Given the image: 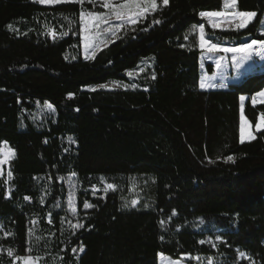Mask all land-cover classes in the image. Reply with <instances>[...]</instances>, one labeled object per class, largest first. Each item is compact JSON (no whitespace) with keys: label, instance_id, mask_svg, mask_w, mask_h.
I'll return each instance as SVG.
<instances>
[{"label":"trees","instance_id":"obj_1","mask_svg":"<svg viewBox=\"0 0 264 264\" xmlns=\"http://www.w3.org/2000/svg\"><path fill=\"white\" fill-rule=\"evenodd\" d=\"M101 9L0 0V148L6 142L14 152L0 167V264L27 255L39 264H159L162 255L264 264V131L240 142V97L249 98L244 115L255 127L264 103L250 100L264 91V71L202 90V51L189 35L204 25L217 44L264 41V0H237L238 11L257 16L229 31L199 16L222 11L223 0H159L89 59H67L78 30L58 41L45 34L46 24ZM146 60L152 66L133 87H100L131 84L127 74ZM46 105L57 117L38 129L31 116ZM70 177L83 227L63 224Z\"/></svg>","mask_w":264,"mask_h":264},{"label":"rangeland","instance_id":"obj_2","mask_svg":"<svg viewBox=\"0 0 264 264\" xmlns=\"http://www.w3.org/2000/svg\"><path fill=\"white\" fill-rule=\"evenodd\" d=\"M160 1H162V0H160ZM32 2H33V0H32ZM85 2L91 3V4L97 3L101 8H103L99 12H93V13L110 15V9H106L105 7H103V4L104 3H111L113 6H115V5L123 2V0H84L83 3H85ZM72 3H80V2H79V0H62L61 3H56V4H42V3H37V4H39L40 6H44V7H54V6L64 5V4H72ZM158 3H159V0H157V4ZM224 3H225V0H223V10L221 12H225L226 14H232V13L238 11L237 7L235 9H232V8L225 9ZM142 6H143V0H142ZM87 13L88 12L86 11L85 12V20H87ZM141 18H139V19H141ZM203 19L212 28V26H211L212 21H209V19L206 17ZM229 19H231V15H226L225 17H220V18H213V21L220 25L218 28H215V29L216 30H222V31L236 30L234 28V24L227 23V21ZM83 23L84 22H82L81 19L79 18L78 21H73L70 19L69 20H63L62 24L57 23V26L52 25V24H50V25L46 24L45 25V30H44L45 34L47 37H49L53 41H58V40H62L64 38H67L69 35L73 34L75 31L78 30V33H79V36L81 39L80 45L74 46L69 51V53L67 55V59L69 61H76L79 58L89 59V58L94 56V55H92L93 49L90 48L88 50V55L86 58L85 47H84L85 35H89V36L93 37L92 43L94 45H96V47L94 48V52L97 53L98 51L107 47L109 44H111L113 41H115L116 36L120 33L122 27L124 26V24H123V26L120 27L119 30L115 32V35H112L111 31H103L102 32L100 30V29H107L109 27L108 25H105V24H102L100 26V29H96L95 27L90 26L91 27L90 32L85 33L83 31ZM110 23L111 24H119L120 22L115 21L114 17H112V18H110ZM251 23H249L248 26ZM246 28H244V29H246ZM212 29H214V28H212ZM244 29H240V30H244ZM262 32H264V17H263V21H262V24L260 27V34ZM189 35L195 36L199 41L198 27H196L195 29H194V27L191 28L189 31ZM206 38H207V36H206ZM250 42H251V40L249 38H245L243 40L242 44L243 43H250ZM219 45L221 47H229V48L240 46V45H237L236 43H226L225 45L224 44H219ZM222 56L224 57V59L221 61L222 67L220 69H217L215 67L216 72H215V76L213 77V79L219 81L217 84L213 83V85H215V87H213V88H216V89L227 88L231 82H235L236 80H238L243 73H249L250 71H246V70H248L251 66L256 68L257 63H260V64L263 63V65H264V55H253V57L250 60L244 61L241 65L236 66L232 62L233 57H232L231 53H228V54L216 53V55H212V53H203L202 57L200 58V68H201V64L204 65V67L201 68V71H200V75H201L202 80L209 77V74L206 71V64H214V66H215V60L220 59ZM151 66H152L151 60H146L144 63H142L139 66V68L136 71L131 72L132 73L131 76H129L127 74L129 79H131V81H132L131 84L127 85V84H121L118 82H110V83L106 84L107 87H104V89L114 90L116 88H125L126 89L128 87H133L134 86L133 79H143L144 76L146 75V73L149 71V68ZM254 68H252L251 71H253ZM222 79H228V80L226 82H221ZM257 103L261 104L259 97L257 98ZM243 114H244V112H243ZM56 117H57V115H56L55 109L52 106H51V108H49L48 105L37 106L35 111L33 112L32 116H31V123L36 128L41 129V128L45 127L49 122L54 121L56 119ZM245 119H246V117H245ZM248 129L249 128H246V130H248ZM262 131H264V130H262ZM2 149H3V151H0V159L4 158V155L7 153V150L9 148L6 145H4L2 147ZM11 158L7 161V163L0 165V167L1 168H8V165H9ZM66 183L69 187V191H68L67 198L64 202V205L62 207V209L64 211L63 224L65 226L72 227V225L82 224L83 216L80 213V211L78 210V199H77V193H76L77 186H76L74 178L70 177V178L66 179ZM137 191L138 192L140 191V188H138V186H137ZM70 200H71V207H74L76 209L75 213L72 212L71 207L69 206ZM136 201H137V203L135 206L138 205L139 200L136 199ZM88 209H85V210H88ZM33 230L38 231V226H37L36 222H34V224H33ZM33 234L35 235V232H33ZM195 258L196 257H192V259H188V258H186V256H184L180 260H173L168 256L162 255L159 257V264H172V262H175V261H179L180 264H203V262L200 259L198 261ZM25 260H28L29 264H39V258L30 256V255L23 256V257H20V256L14 257L12 264H25Z\"/></svg>","mask_w":264,"mask_h":264},{"label":"snow or ice","instance_id":"obj_3","mask_svg":"<svg viewBox=\"0 0 264 264\" xmlns=\"http://www.w3.org/2000/svg\"><path fill=\"white\" fill-rule=\"evenodd\" d=\"M34 3H42V4H56L61 3L62 0H33ZM80 3H83L84 0H79ZM162 4L164 6H167L169 4V0H162ZM103 7L106 9H110V15L105 14H98L93 12L87 13V20H85V12L82 10L80 12V19L83 23V31L85 33L90 32L91 27H95L96 29H100V26L102 24L108 25L109 27L107 29H100L103 31H111L112 35H115V32L119 30L120 27L123 26L125 23H132L135 24L138 22L139 18L144 17L145 13H147L149 10H156L158 7L157 0H143V6H142V0H123V2L113 6L111 3H104ZM225 9L232 8L235 9L237 7V0H225L224 3ZM226 15H231V19L227 21L229 24H234V28L236 30L244 29L248 26L249 23L253 21V19L257 16V13L255 11H236L232 14H226L225 12L221 11H201L199 13V16L202 18H208L209 21H212L211 26L212 28H218L220 25L213 21V18H220L225 17ZM114 17V20L117 22H120L119 24H111L110 18ZM154 23H160L159 20L154 21ZM91 26V27H90ZM194 29L198 27L199 30V47L203 53H224L228 54L231 53L233 57V64L236 66L241 65L244 61L250 60L253 55H264V41H260L257 39L251 40L250 43H243L239 47H221L219 44L212 42L210 38H206L205 35V27L204 25L199 26H193ZM9 29H12V25H8ZM261 35H264V32L261 33ZM187 39V37H186ZM85 53L86 58L88 55V50L91 48L93 49L92 55H95L94 48L96 45L92 43L93 37L89 35H85ZM224 59L222 56L220 59L215 60V67L217 69H220L222 67L221 61ZM204 65L201 64V68H203ZM129 76L132 75V73H128ZM153 79L155 77L153 76ZM100 87L104 88L107 87V85H101ZM201 89H208L213 88L215 85L211 83H206L205 81H201L200 83ZM257 96L260 98V102L264 103V91H260ZM241 101L245 100V97H240ZM257 98H252V103L256 104ZM49 108H51V105H48ZM255 130L257 132L264 130V113H260L257 117V121L255 123ZM252 124L250 121L245 119V116L243 114V110L241 111V117H240V142H245V130L246 128H251ZM247 138L250 140L255 139V136L251 131H248ZM6 145V142H4ZM0 151H3L2 148H0ZM14 156V152L12 149H8L7 153L4 155L3 159H0V165H3L7 163V161ZM234 156H228L226 157L227 161L234 162ZM8 177H12V172H8ZM103 177H101V180L103 181ZM107 189H114L115 186L111 183H108L106 185ZM25 199H28V197H25ZM137 203L136 200L132 201V205L135 206ZM69 206L71 207V200L69 201ZM83 207L85 209L92 208L94 205L89 204L88 202H84ZM71 210L73 213L76 212V209L74 207H71ZM172 215H176L175 210L172 212ZM73 228L76 227H83L82 224L80 225H72ZM31 235V233H29ZM163 239V238H162ZM199 243L203 244L205 243L204 240H200ZM81 251H83V247L81 246ZM75 251V249H73ZM8 255L12 256V250H8ZM240 255L243 257L245 256L244 253H240ZM188 259H192L190 256H186ZM199 261V257H196ZM25 264H29L28 260H25ZM172 264H180L179 261L172 262ZM208 264H213V261L211 259L208 260Z\"/></svg>","mask_w":264,"mask_h":264},{"label":"crops","instance_id":"obj_4","mask_svg":"<svg viewBox=\"0 0 264 264\" xmlns=\"http://www.w3.org/2000/svg\"><path fill=\"white\" fill-rule=\"evenodd\" d=\"M247 40V39H246ZM247 42V41H246ZM222 44H226V43H222ZM202 55H203V52H202ZM212 55H216V53H214V54H212ZM263 62V61H262ZM212 66H213V73L210 75L209 74V77H207V78H205L203 81H205L206 83H211V84H217L219 81H217V80H215V79H213V77L215 76V72H216V69H215V66H214V64H211ZM252 68H254L253 66H251L248 70H246V71H250L249 73H243L241 76H240V78L238 79V80H236L235 82H231L230 84H239V83H241L248 75H250V74H252V73H256V72H259V73H261V72H263L264 71V65H263V63L262 64H260V63H257V67L256 68H254V70L253 71H251V69ZM228 79H222L221 80V82H226ZM201 81H202V78L200 79V83H201ZM229 83V82H228ZM201 88V87H200ZM213 89H216V88H208V89H202V90H205V91H209V90H213ZM221 89H224V88H221ZM243 97H245V100L244 101H241V99H240V109H241V111L243 110V112H244V105H245V103L248 101V97H246V96H243ZM254 97H256V98H258V96L256 95V96H254ZM253 98V97H252ZM252 98H251V105L252 106H258V105H261V104H263V103H261V104H259V103H257L256 102V104H253L252 103ZM240 117H241V115H240ZM248 131H251L252 133H253V135L255 136L256 135V133H257V131L255 130V127H251V129H248V130H246L245 131V142L244 143H247V142H250V141H252V140H250L249 141V139L247 138V133H248Z\"/></svg>","mask_w":264,"mask_h":264},{"label":"built area","instance_id":"obj_5","mask_svg":"<svg viewBox=\"0 0 264 264\" xmlns=\"http://www.w3.org/2000/svg\"><path fill=\"white\" fill-rule=\"evenodd\" d=\"M94 192H97L96 190Z\"/></svg>","mask_w":264,"mask_h":264}]
</instances>
